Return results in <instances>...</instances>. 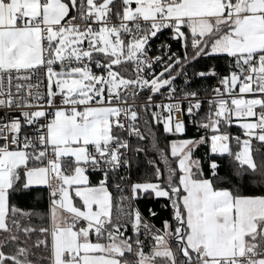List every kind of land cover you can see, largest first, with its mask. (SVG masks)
Returning a JSON list of instances; mask_svg holds the SVG:
<instances>
[{"label": "snow or ice", "instance_id": "1", "mask_svg": "<svg viewBox=\"0 0 264 264\" xmlns=\"http://www.w3.org/2000/svg\"><path fill=\"white\" fill-rule=\"evenodd\" d=\"M0 264H264V0H0Z\"/></svg>", "mask_w": 264, "mask_h": 264}]
</instances>
